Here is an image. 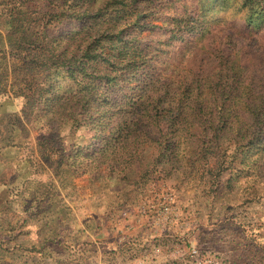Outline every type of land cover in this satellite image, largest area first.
<instances>
[{
	"label": "rangeland",
	"instance_id": "374dc122",
	"mask_svg": "<svg viewBox=\"0 0 264 264\" xmlns=\"http://www.w3.org/2000/svg\"><path fill=\"white\" fill-rule=\"evenodd\" d=\"M90 1L95 12L107 0H0V52L10 50L6 22L19 16L29 22L51 17L56 36L86 25L87 34L111 27L109 17L74 16ZM149 15L158 26L152 29L150 24L152 34L165 36L163 9L156 7ZM216 16L208 14L205 27ZM184 42L175 39L165 46L149 41L142 47L159 64L171 61ZM5 62L0 53V74ZM137 71L145 75L141 68ZM4 85L0 87V264H118L147 253L119 245L121 238L156 239L161 251L147 264H264V171L260 175L252 161L245 164L238 159L218 177L212 170L214 158H201L196 143L166 152L158 126L134 149H124L125 156L105 161L97 157L95 145H90L95 153L88 154L95 131L36 121L23 98ZM249 163L250 170L242 171ZM24 201L37 212L31 214L32 222L50 225L44 228L39 252L20 231Z\"/></svg>",
	"mask_w": 264,
	"mask_h": 264
},
{
	"label": "trees",
	"instance_id": "16d2710c",
	"mask_svg": "<svg viewBox=\"0 0 264 264\" xmlns=\"http://www.w3.org/2000/svg\"><path fill=\"white\" fill-rule=\"evenodd\" d=\"M91 3L74 16L109 17L111 27L56 36L51 17L7 21L0 87L9 84L44 125L95 131L88 154L95 145L105 161L158 126L166 152L196 143L218 177L238 159L264 174V0H107L95 12ZM156 7L165 12V36L150 31ZM175 39L185 42L165 63L142 47Z\"/></svg>",
	"mask_w": 264,
	"mask_h": 264
},
{
	"label": "built area",
	"instance_id": "2783aa9c",
	"mask_svg": "<svg viewBox=\"0 0 264 264\" xmlns=\"http://www.w3.org/2000/svg\"><path fill=\"white\" fill-rule=\"evenodd\" d=\"M156 241V242H155ZM119 245L137 248L140 251L144 250L147 253L141 252L140 254H135V257H132L131 260H124L119 262L118 264H147V261L150 256H155L156 258L159 256L158 253L161 251V244L157 243L155 239H133V238H121L118 241ZM150 247V248H149Z\"/></svg>",
	"mask_w": 264,
	"mask_h": 264
},
{
	"label": "crops",
	"instance_id": "0c3cea01",
	"mask_svg": "<svg viewBox=\"0 0 264 264\" xmlns=\"http://www.w3.org/2000/svg\"><path fill=\"white\" fill-rule=\"evenodd\" d=\"M27 203H28L27 201H24L23 212H22L24 217L21 219L19 223L21 229L20 231H23V233L21 232L20 233L23 234L24 237L27 236L28 237L27 240L34 244L35 251L39 252L40 246L42 245L41 242L46 235V229L44 228H49L48 226L50 225L47 226L42 223H38L37 220H34L32 222L30 216L31 214L35 216L37 212L36 210H32L31 207L29 206V203L28 205Z\"/></svg>",
	"mask_w": 264,
	"mask_h": 264
}]
</instances>
